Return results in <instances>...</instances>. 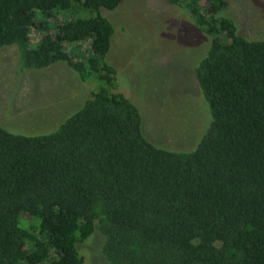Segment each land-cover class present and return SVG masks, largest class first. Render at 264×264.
I'll list each match as a JSON object with an SVG mask.
<instances>
[{
    "label": "trees",
    "instance_id": "trees-1",
    "mask_svg": "<svg viewBox=\"0 0 264 264\" xmlns=\"http://www.w3.org/2000/svg\"><path fill=\"white\" fill-rule=\"evenodd\" d=\"M124 0H0V50L21 71L66 65L90 97L59 128L0 123V264H264V40L222 15L224 0H169L210 38L196 63L209 121L191 150L156 146L117 92ZM92 238V240H93Z\"/></svg>",
    "mask_w": 264,
    "mask_h": 264
},
{
    "label": "rangeland",
    "instance_id": "rangeland-1",
    "mask_svg": "<svg viewBox=\"0 0 264 264\" xmlns=\"http://www.w3.org/2000/svg\"><path fill=\"white\" fill-rule=\"evenodd\" d=\"M103 14L116 30L109 60L119 71L117 92L138 107L146 137L158 147L193 149L209 121L194 69L210 38L169 0H124ZM221 14L248 39L264 40V0H224ZM19 63L16 47L0 50V123L10 132H54L91 95L64 64L21 71ZM92 238L80 251L84 264H108L100 238Z\"/></svg>",
    "mask_w": 264,
    "mask_h": 264
}]
</instances>
